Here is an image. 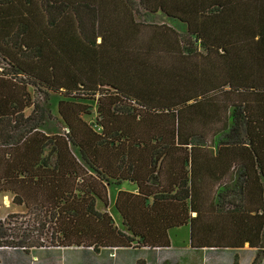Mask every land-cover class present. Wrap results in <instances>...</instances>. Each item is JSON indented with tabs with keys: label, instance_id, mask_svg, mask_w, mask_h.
<instances>
[{
	"label": "trees",
	"instance_id": "obj_1",
	"mask_svg": "<svg viewBox=\"0 0 264 264\" xmlns=\"http://www.w3.org/2000/svg\"><path fill=\"white\" fill-rule=\"evenodd\" d=\"M157 13L182 23L184 34L150 21ZM30 86L96 99L100 132L62 100L67 131L47 136ZM156 111L170 119L166 135L128 128ZM111 178L136 186L116 198L130 234L97 208L109 203ZM0 192L40 205L57 226V246L162 249L171 246L170 229L188 226L192 248L254 247L258 264L264 0H0ZM122 195L134 199L127 209ZM6 228L0 246H43L10 240Z\"/></svg>",
	"mask_w": 264,
	"mask_h": 264
},
{
	"label": "rangeland",
	"instance_id": "obj_2",
	"mask_svg": "<svg viewBox=\"0 0 264 264\" xmlns=\"http://www.w3.org/2000/svg\"><path fill=\"white\" fill-rule=\"evenodd\" d=\"M136 18L138 20H143L142 14H137ZM149 20L158 24L169 22L172 26L177 28L180 33L184 34L185 32V28L182 23L175 20L168 21V19L162 14H151ZM29 89L34 101L37 103L34 117L36 119L38 118L42 122V130L47 136H60L67 131L64 120L58 112L59 103L62 100L69 101L70 104H66V107L70 110V114L74 115L77 109L82 110L80 114L82 121L85 122L86 125L91 124L96 132H100L99 120L100 118L102 119V117L98 113V102L96 99H66L59 93L42 88L35 89L30 86ZM113 101L114 100L112 98L103 99V110L107 111V107H110ZM31 111L32 108H28L26 109L25 114L28 115ZM157 111L143 112L144 118H141L139 124L134 125L131 123L128 128L135 129L134 126H136L135 130H139V132L146 136H154L159 132L166 135L168 131L162 130V128L166 129L169 126L170 119L168 116L164 115V112ZM110 114H112V110H110ZM112 121L111 118H109V122ZM49 150L50 149L47 148V151L44 152V149L43 153L39 157V160L46 157ZM72 151L73 155L82 161L78 147H72ZM54 155L55 154H53L52 157ZM89 171L92 174L94 173L90 169ZM225 181L230 182L229 180ZM104 183L106 185L109 203L104 207L100 202L97 204V208L101 211V213L107 211L106 213L111 216L114 226H116L119 230L130 234V232L126 229V226L122 223V218L116 205V198L119 191L122 190L136 193L137 190L135 184L129 180H115L112 178L108 179ZM228 185H232V182ZM215 189L216 185L209 189L211 196L213 195ZM122 197L127 200L124 203L120 200L119 206L122 209H127L129 205H131L128 202L132 201L133 203L134 199L127 197V195H122L121 199ZM30 200L33 201L32 199ZM31 201L29 203V207H27L28 205L25 206L23 204L14 203L13 194L11 192H0V224L3 228H9H6L9 239L16 242L23 239L24 242L29 244H35L38 242L43 243V246L40 247L42 249H39L40 253H33L35 248L32 249L33 252L30 257L31 264H112V259L115 260L114 264H130L135 258L139 259V264H251L258 251L255 250L251 252L248 246H245V248L239 251L232 248L220 250H209L207 248L193 250L191 249L189 242L190 230L188 226L174 228L168 231V235L171 240V246L168 248L155 250L143 248H121L119 249L118 257H114L115 255L113 256L111 254L109 255L110 251L106 248L105 250H100L102 251L100 255L97 254L98 252H94L91 248L84 247H79L82 249L75 248V250L72 249L71 251H64L62 246H57V243H54L58 240V234L55 233L57 226L55 227V223H52V218H49V214H45V210L40 205H34ZM126 212L128 215L130 214L135 216L136 214L134 209L132 210L131 208L130 211ZM23 231H25V237L21 238L20 236H22ZM60 239L61 238H59V240ZM262 249V256L258 264H264V248ZM25 259H27L26 255Z\"/></svg>",
	"mask_w": 264,
	"mask_h": 264
},
{
	"label": "crops",
	"instance_id": "obj_3",
	"mask_svg": "<svg viewBox=\"0 0 264 264\" xmlns=\"http://www.w3.org/2000/svg\"><path fill=\"white\" fill-rule=\"evenodd\" d=\"M35 248V249H34ZM75 248H79V247H62V249L64 251L66 250H72ZM245 247H242V248H238V249H234L236 251H239L241 249H243ZM248 248L252 251H257L258 248H254V247H249ZM32 249H34V252L32 251ZM39 249L41 250L42 248L40 247H33V248H29L28 250H24V248H20V247H9V246H0V264H31V255H32V252L33 253H40ZM79 249H82V248H79ZM119 249L121 248H118V249H115V250H112V249H108L110 251L109 255H115L114 257H118V252H119ZM130 249V248H128ZM138 249H142V248H138ZM143 249H148V248H143ZM191 249L193 250H201V249H205V248H192ZM55 250V249H54ZM105 250V248L103 249ZM152 250V249H151ZM48 251V250H46ZM92 251V250H91ZM102 251L98 252L97 254L100 255ZM25 255L27 256V259H25ZM139 260L138 258H135L131 261L130 264H136V261ZM112 264H114L115 260L112 259ZM147 261V259H146ZM264 262V261H263ZM148 264V263H147Z\"/></svg>",
	"mask_w": 264,
	"mask_h": 264
}]
</instances>
